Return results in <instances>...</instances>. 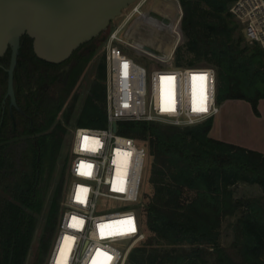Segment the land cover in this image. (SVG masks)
Wrapping results in <instances>:
<instances>
[{
    "label": "trees",
    "instance_id": "obj_1",
    "mask_svg": "<svg viewBox=\"0 0 264 264\" xmlns=\"http://www.w3.org/2000/svg\"><path fill=\"white\" fill-rule=\"evenodd\" d=\"M234 1L179 0L185 42L174 64L213 68L217 104L242 100L260 116L264 49L240 34L241 24L229 12ZM95 40L66 62L52 64L38 59L32 40L22 37L14 78L20 112L3 104L7 74L0 68V264H26L40 224L41 256L32 264H45L68 185L62 154L67 126H107L104 60L85 94L77 91L95 56ZM9 62L10 51L0 57L4 67ZM212 127L213 119L189 127L118 123L119 134L147 147L152 186L150 195L142 190L138 206L147 239L131 251L127 264H264V153L215 139ZM58 160L63 167L48 195L46 182ZM239 184L256 185L262 194L237 197ZM231 218L232 241L224 246L222 230Z\"/></svg>",
    "mask_w": 264,
    "mask_h": 264
},
{
    "label": "built area",
    "instance_id": "obj_2",
    "mask_svg": "<svg viewBox=\"0 0 264 264\" xmlns=\"http://www.w3.org/2000/svg\"><path fill=\"white\" fill-rule=\"evenodd\" d=\"M146 1L135 2L102 42L107 126L74 130L63 211L45 264H127L131 251L147 239L138 206L148 149L119 134L118 123L189 127L220 113L215 70L174 64L181 41L180 9L172 24L175 45L164 57L145 52L143 44L134 42L127 31L122 33L134 16L146 17ZM229 12L241 24L246 42L264 49V0H236ZM124 47L154 58L159 66L148 69Z\"/></svg>",
    "mask_w": 264,
    "mask_h": 264
},
{
    "label": "water",
    "instance_id": "obj_3",
    "mask_svg": "<svg viewBox=\"0 0 264 264\" xmlns=\"http://www.w3.org/2000/svg\"><path fill=\"white\" fill-rule=\"evenodd\" d=\"M137 0H0V57L10 51L3 104L8 99L10 111H21L14 87L15 70L24 36L32 40L35 56L45 62L61 64L71 58L83 44L108 30L112 21ZM155 23L172 27L167 17L149 11ZM145 52L157 57L165 55L150 45ZM116 129V124L113 125Z\"/></svg>",
    "mask_w": 264,
    "mask_h": 264
},
{
    "label": "rangeland",
    "instance_id": "obj_4",
    "mask_svg": "<svg viewBox=\"0 0 264 264\" xmlns=\"http://www.w3.org/2000/svg\"><path fill=\"white\" fill-rule=\"evenodd\" d=\"M138 1L140 0H137L136 2ZM134 4L130 5L126 10H124L121 16H119L118 18H116L114 21L111 22L108 30L96 38L94 42V46L96 47L95 56L89 63L87 67V71L85 72L84 77L81 79L77 87V91L81 94V97L85 94V92L89 87L90 81L95 76L97 66L99 65V63H101L104 60L103 48H102L103 39L117 24L122 23L123 19L126 18L132 12V9L134 8ZM179 9L181 10L182 13V8L179 3V0H147L145 5L142 7V11L145 12L146 17L140 18L134 16L124 27L122 33H125L127 31V34L134 42L139 44L154 45L163 51H166V48L168 49L171 47L169 51L171 52L172 48L175 45V35L172 32V30H170L171 28L167 27V29L164 30L156 26H152L149 23V18L147 17V14L149 11L158 10L159 12L167 15V18L170 19L172 24H174L176 20L179 18ZM158 11L155 12L159 13ZM179 29H180V23H179ZM179 32L181 33V41L176 49L182 47V45L185 42V38L181 32V29ZM239 32L241 35H243L241 25L239 28ZM123 49L130 57H132L135 61L147 67L148 69L158 67L160 64L154 58L138 54L128 47H124ZM21 60L22 61L26 60V57L23 56ZM54 90H55L54 87L51 88V92H54ZM26 91L28 92L29 90L27 89ZM5 103L8 104V99L5 101ZM244 103L245 101L242 102V100L239 101L229 100V102L225 104V108L223 109L221 115L225 116L226 118L232 117L233 123L230 125L225 123L224 125L221 126V130L223 131V134L226 135L227 133L229 135H232V137H234L235 140L237 139L239 142L241 141L247 144L249 143L254 145V115L255 114H253L251 106L248 108L247 106L244 105ZM80 106H81V102L78 103L77 109H79ZM74 130L75 127L73 126V123L72 125L67 126V134L65 136L64 148L62 150L63 158L64 156H66L65 162H67L66 163L67 166H69V162L71 158V145H72ZM149 160H150L149 158L146 159L145 170L143 173V179L141 184V194L143 190L147 195H150L152 193V186L148 181V171H147L148 163L150 162ZM61 163L62 162L58 160L55 171L51 174V176H49V180L46 182L48 195L52 193V191L55 189L57 185L59 174L63 167ZM65 188H66V182H64L63 190H65ZM261 194L262 191L260 187L256 185L249 186L247 184H239L236 189L237 197H252V196H259ZM114 209L118 210L119 208L116 207ZM233 221L234 218H231L224 223L222 230V240H221L224 246H229L232 241V232H231V228H229V223ZM42 226L43 225L40 224L35 233V237L31 244V248L26 260V264L34 263L41 256L38 247H39V238L41 236Z\"/></svg>",
    "mask_w": 264,
    "mask_h": 264
},
{
    "label": "crops",
    "instance_id": "obj_5",
    "mask_svg": "<svg viewBox=\"0 0 264 264\" xmlns=\"http://www.w3.org/2000/svg\"><path fill=\"white\" fill-rule=\"evenodd\" d=\"M155 11H158V10H155ZM159 13H161V12H159ZM161 14H163V13H161ZM163 15L165 17H167V15H165V14H163ZM149 23L152 26H156L159 28L158 25H156L152 22H149ZM150 46L157 49L158 51H160L164 55H167L171 49V47H170L168 49L166 48V51H163L154 45H150ZM227 102H229V101H226L222 105H220V113L213 119V127H212V130L210 132V135L215 139H219V140H222L225 142H229L232 144H236V145H239V146H242L245 148H249V149L264 153V99L260 100L259 104H258V110H259L260 116L254 115V145L249 144V143L247 144V143L241 142V141L239 142L237 139L235 140V138L232 137V135H229L227 133H226V135L223 134V131L221 130V126L224 125L225 123H227L228 125L233 123L232 117L226 118L225 116L221 115V113L223 112V109L225 108V104H227ZM244 105L247 106L248 108L250 107V104L247 102H245Z\"/></svg>",
    "mask_w": 264,
    "mask_h": 264
},
{
    "label": "flooded vegetation",
    "instance_id": "obj_6",
    "mask_svg": "<svg viewBox=\"0 0 264 264\" xmlns=\"http://www.w3.org/2000/svg\"><path fill=\"white\" fill-rule=\"evenodd\" d=\"M149 22H152V23H154V24H156V25H158V26H162V27H164V28H167L166 26L162 25L161 23H160V24H159V23H155V22H153V21L150 20V19H149ZM7 52H9V51H7ZM67 65H69V66H67ZM70 66H71V63H70V62L67 63L66 65H64V66L61 68V72L66 71ZM49 87H50V86H48V88H49Z\"/></svg>",
    "mask_w": 264,
    "mask_h": 264
},
{
    "label": "bare ground",
    "instance_id": "obj_7",
    "mask_svg": "<svg viewBox=\"0 0 264 264\" xmlns=\"http://www.w3.org/2000/svg\"><path fill=\"white\" fill-rule=\"evenodd\" d=\"M172 10V9H171ZM177 21V20H176ZM146 22V21H145ZM173 27V26H172ZM172 27H170L171 29L170 30H172V32H173V28Z\"/></svg>",
    "mask_w": 264,
    "mask_h": 264
}]
</instances>
